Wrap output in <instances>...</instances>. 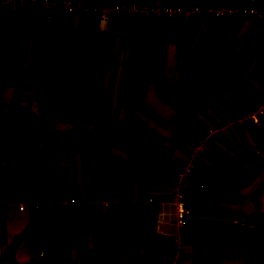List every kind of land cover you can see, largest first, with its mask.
<instances>
[{
    "label": "crops",
    "instance_id": "crops-1",
    "mask_svg": "<svg viewBox=\"0 0 264 264\" xmlns=\"http://www.w3.org/2000/svg\"><path fill=\"white\" fill-rule=\"evenodd\" d=\"M229 1L239 4L209 0L203 6ZM251 4L264 7V0ZM6 8L0 5V84L13 89V99L26 98L21 84L30 80V67L43 65L41 52L51 51L55 64L68 70L85 64L90 45L91 87L105 98L118 89L122 99H143L148 107L131 101L122 108L100 106L96 121L69 106L59 113L54 107L21 106L8 109L7 116L0 113L20 128L0 130L5 136L0 139V264H46V253L58 259L54 264H249L253 254L264 264V116L261 123L246 117L264 105L262 48L255 43L260 23L206 14L169 22L124 12L109 22L117 24L112 37L109 24L104 35L99 15L89 13L84 62L76 63L72 54L66 65L32 9L17 10L5 44ZM84 15L74 18L77 28ZM138 49L151 70L138 78L140 84L132 74L125 92L118 82L129 80V66L124 76L106 78L105 66L126 50L130 62V52ZM133 62L138 68L136 56ZM159 63L160 80L153 66ZM104 81L112 82L109 91ZM73 97L94 99L82 101L71 92L70 102ZM190 161L197 164L196 180L185 188L188 224L178 228L171 201L178 171ZM75 209L85 233L72 247ZM57 233L58 241L50 244V234Z\"/></svg>",
    "mask_w": 264,
    "mask_h": 264
},
{
    "label": "rangeland",
    "instance_id": "rangeland-1",
    "mask_svg": "<svg viewBox=\"0 0 264 264\" xmlns=\"http://www.w3.org/2000/svg\"><path fill=\"white\" fill-rule=\"evenodd\" d=\"M132 15H135L136 18L139 17V15H136V14H132ZM165 19L170 22V19L168 18H165ZM106 32H107V26H105L104 31H101V33H104L105 35ZM154 38L156 40L157 36H154L153 39ZM92 40H93V35H91L89 39V44L91 45H92ZM160 43L164 44V32L162 33V41L160 40ZM41 48L42 47H38V49H41ZM41 53L44 55V57L42 58L43 65L41 66L35 65L33 68L30 67V70H31L30 72H32V76L30 80L27 79L26 81H24L25 83L24 85H23V82L21 84V89H23V86H24V92H25L24 94L26 98L23 97L21 100L13 99V94H14V92L12 91L13 89L10 88L8 85L4 86L5 84H0V113H3L5 116H7L5 112H8L7 111L8 109H10L11 107H15V106L29 107V108L54 107L55 109L59 110L58 111L59 113L61 110L63 111L67 106H69L71 92L76 93L77 96H79V99L82 101L90 100V98H88L89 96L91 98L98 99L100 103L102 101L103 106H107L111 108H114V107L122 108L124 106L125 107L130 106L126 103L129 101L127 100L128 99L127 96H125L122 99L123 93L120 91V94H117L118 89L115 90L117 92H116V95L114 96H113V92L111 89L110 90L111 95L109 94L110 97L105 98L98 88L91 87L92 72H93V66L91 65V57H92L91 55H93L94 53L92 52L90 45H89V49L87 53V58L85 60V64L81 66L80 65L75 66L74 68H71L68 70H63L61 67V64H59V66L55 64L54 59H56V56L55 54H52L51 51L47 53L46 52H41ZM127 54H128V50H126L125 52L120 51L119 54H115L113 56V60H111L112 62H107L105 66L106 71L104 74L105 78L106 76H114L115 74L121 77L126 74V65L129 66L128 67L129 80L126 82L122 80L118 82V85L121 88L123 87L125 92L128 90V84L130 80H133L134 74L136 75V78H137L136 83H139L138 78L142 77L141 79L143 78L145 79L147 77V74L151 70V67L149 68V65L147 64V62L144 63L141 61V59L144 58L142 51H139V49L137 52L131 51L130 58H132V61L130 60V62H127L128 61ZM135 56L137 57L138 68L134 67L135 62H133V58H135ZM153 66L155 68L154 76H156L157 79L160 80L161 79V65L159 63L158 65L154 64ZM130 71H131V74L129 75ZM132 74H133L132 79H130ZM0 79L2 80L1 77ZM139 84H137V86ZM109 86L113 87L112 82L104 81V84L102 85V87H106V90L109 91V88H110ZM18 96L22 97L23 95L19 93ZM29 96H32V97H29ZM118 96H119V100H118ZM130 101L133 102L134 107L135 106L140 107V108L148 107V105L144 102L143 99H131ZM153 115L159 117L156 113L155 114L153 113ZM43 123H44V120L38 119L39 125H42ZM257 262L258 264H260L258 259H257Z\"/></svg>",
    "mask_w": 264,
    "mask_h": 264
},
{
    "label": "built area",
    "instance_id": "built-area-1",
    "mask_svg": "<svg viewBox=\"0 0 264 264\" xmlns=\"http://www.w3.org/2000/svg\"><path fill=\"white\" fill-rule=\"evenodd\" d=\"M2 6H12L20 10L24 8L32 9L34 12L39 7L47 10L48 19H54L58 13H63L67 16L78 17L86 13L98 14L99 22L102 26H107L110 20L124 12L133 14H154L164 16L170 20L176 18H193L199 14H206L215 19L223 20H247L252 19L258 23H264V8H259L255 4L250 6H240L239 4L229 1L218 7H204L199 3L183 6L181 4H166L160 6H149L139 2H134L130 5L122 6L116 2L90 0H0ZM264 116V105L256 106L246 113V117L252 119L256 123H261ZM199 149V147H196ZM201 149V148H200ZM198 150L197 153H199ZM201 152V151H200ZM197 164L195 161H190L178 171L179 185L175 188V193L171 201V207L176 217L178 228L186 227L188 224L189 208L185 188L187 185L196 180L195 169ZM200 187H204L202 182H199ZM24 209V206H20Z\"/></svg>",
    "mask_w": 264,
    "mask_h": 264
},
{
    "label": "trees",
    "instance_id": "trees-1",
    "mask_svg": "<svg viewBox=\"0 0 264 264\" xmlns=\"http://www.w3.org/2000/svg\"><path fill=\"white\" fill-rule=\"evenodd\" d=\"M183 3H181L183 6L193 5L198 0H182ZM238 1V3L241 6H249L251 0H235ZM96 2V1H94ZM114 2L121 4L122 6L130 5L133 2H140V0H114ZM201 5L207 6L209 3V0H201ZM237 3V2H236ZM260 8H264L260 5ZM6 17L4 20L3 29L5 30V44L8 43L11 38L12 34L14 32V26L16 22V16L18 15L17 9L13 8L12 6H7L6 8ZM36 13L39 14L38 17H40V28H42V32L45 33V35L51 37L54 39L55 44L58 45V54L59 57L68 65L69 60L71 59V56L73 54V58L76 63L82 64L84 62V57L86 54V41H87V33H88V21H89V13H86V15L83 16V23L80 28H77L75 26V17L74 16H67V15H56L53 20L47 19V10L43 7H39L36 11ZM59 14V13H58ZM63 14V13H62ZM113 17L110 21L113 22ZM175 21V20H173ZM172 21V22H173ZM228 21V20H227ZM108 31L110 33V36L115 34L114 28L117 27V24H113L110 26ZM191 26V22L189 23ZM260 28L255 36V43L257 46L262 48L261 56L258 60V66L263 67L264 66V23L259 24ZM113 37V36H112ZM186 40L183 42L184 46H187L188 42L190 41L189 34L186 35ZM108 45L111 43V39H106ZM107 47V46H106ZM98 58V56H96ZM132 58H130L131 60ZM9 83V82H8ZM100 106H103L102 101H100L96 98L92 99L90 102H81L76 97H73L69 107L70 109L74 110L75 112L81 113L84 118H92L94 121L98 120L99 117H101V108ZM4 129L6 132H10L14 130L15 132L19 130L20 128L18 125L13 121L4 120L2 117H0V130ZM190 130H193V128H189ZM8 134V133H7ZM5 136H0L1 138H4ZM107 140V139H106ZM71 245L72 247H77L80 244V240H82L83 235L85 233V228L80 229L78 227V222H84L82 218L77 215L76 209L72 211L71 214ZM150 225H152L153 217L149 220ZM62 233V232H61ZM50 240L49 243L52 244L55 241H58L60 234H50ZM80 240H79V239ZM58 247V246H57ZM45 256V263L46 264H54L53 259L57 262V258L50 257L49 253L44 254ZM257 254H253L250 258V264H258L257 262Z\"/></svg>",
    "mask_w": 264,
    "mask_h": 264
}]
</instances>
